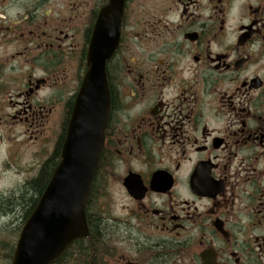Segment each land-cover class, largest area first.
Returning <instances> with one entry per match:
<instances>
[{
	"label": "flooded vegetation",
	"instance_id": "obj_1",
	"mask_svg": "<svg viewBox=\"0 0 264 264\" xmlns=\"http://www.w3.org/2000/svg\"><path fill=\"white\" fill-rule=\"evenodd\" d=\"M89 56L106 87L86 97ZM85 99L104 145L58 264H264V0H0L3 168L17 128L32 150L17 198ZM32 211L0 224L3 264Z\"/></svg>",
	"mask_w": 264,
	"mask_h": 264
},
{
	"label": "water",
	"instance_id": "obj_2",
	"mask_svg": "<svg viewBox=\"0 0 264 264\" xmlns=\"http://www.w3.org/2000/svg\"><path fill=\"white\" fill-rule=\"evenodd\" d=\"M106 11V10H105ZM102 12L99 23L106 17ZM91 69L83 85L87 96L91 85L104 84V59L90 56ZM103 62V63H102ZM86 101V100H85ZM82 100L66 141L63 162L57 167L38 206L27 221L18 241L13 264H53L76 240L88 236L86 206L103 143L104 123L95 121ZM86 120H81V117ZM91 128H95V131ZM82 129V130H81Z\"/></svg>",
	"mask_w": 264,
	"mask_h": 264
},
{
	"label": "rangeland",
	"instance_id": "obj_3",
	"mask_svg": "<svg viewBox=\"0 0 264 264\" xmlns=\"http://www.w3.org/2000/svg\"><path fill=\"white\" fill-rule=\"evenodd\" d=\"M23 132H26L24 129H16L15 137H16V144H15V154L12 159V164L15 167H11L9 169L3 168L2 159L5 158L6 155L3 153V155L0 154V199H10L14 197L15 195L18 196L20 194L19 185L21 182H23L27 177H30L31 175L24 174L21 175L20 172H23L28 167V164L30 163V155H31V148H28L26 146L21 147L20 143L24 139L21 134ZM59 135L58 131H55L53 133V138H56ZM9 170V171H8ZM15 196V197H16ZM118 197V196H117ZM6 201L5 203H7ZM9 202H11L9 200ZM0 264H3L0 261Z\"/></svg>",
	"mask_w": 264,
	"mask_h": 264
},
{
	"label": "trees",
	"instance_id": "obj_4",
	"mask_svg": "<svg viewBox=\"0 0 264 264\" xmlns=\"http://www.w3.org/2000/svg\"><path fill=\"white\" fill-rule=\"evenodd\" d=\"M52 175L53 172L50 171L42 172L40 177L22 192L21 198L15 197L7 203H5L6 199H0V224H6L8 218L15 219L30 208L33 210L37 204V198L44 192ZM97 228L100 227L97 226ZM96 245L101 246L102 244L97 243Z\"/></svg>",
	"mask_w": 264,
	"mask_h": 264
}]
</instances>
